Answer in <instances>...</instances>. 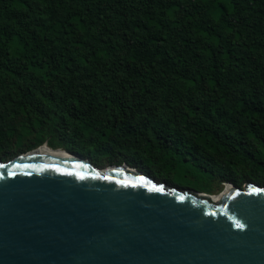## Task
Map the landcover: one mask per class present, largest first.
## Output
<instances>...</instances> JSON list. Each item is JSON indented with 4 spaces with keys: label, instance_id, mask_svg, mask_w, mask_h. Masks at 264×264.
I'll return each mask as SVG.
<instances>
[{
    "label": "trees",
    "instance_id": "1",
    "mask_svg": "<svg viewBox=\"0 0 264 264\" xmlns=\"http://www.w3.org/2000/svg\"><path fill=\"white\" fill-rule=\"evenodd\" d=\"M45 142L264 187V0H0V161Z\"/></svg>",
    "mask_w": 264,
    "mask_h": 264
},
{
    "label": "water",
    "instance_id": "2",
    "mask_svg": "<svg viewBox=\"0 0 264 264\" xmlns=\"http://www.w3.org/2000/svg\"><path fill=\"white\" fill-rule=\"evenodd\" d=\"M34 151L0 161V264H264V187L226 183L213 201Z\"/></svg>",
    "mask_w": 264,
    "mask_h": 264
},
{
    "label": "rangeland",
    "instance_id": "3",
    "mask_svg": "<svg viewBox=\"0 0 264 264\" xmlns=\"http://www.w3.org/2000/svg\"><path fill=\"white\" fill-rule=\"evenodd\" d=\"M51 149V148H50ZM54 150V149H52ZM56 150H60V149H56ZM65 151V150H63ZM123 165V164H122ZM176 188H179V189H187V190H194V191H197L199 192V189L198 188H195L196 185L194 182H188L186 181L185 179H176V180H171L170 183H168ZM224 190V185H222L221 187L219 188H216L211 194V196H218L220 195V193Z\"/></svg>",
    "mask_w": 264,
    "mask_h": 264
},
{
    "label": "bare ground",
    "instance_id": "4",
    "mask_svg": "<svg viewBox=\"0 0 264 264\" xmlns=\"http://www.w3.org/2000/svg\"><path fill=\"white\" fill-rule=\"evenodd\" d=\"M34 154L38 155H47V156H53V155H66V152L61 151V150H52L48 148V146H42L34 151ZM211 200L217 201L219 200V195L218 196H211Z\"/></svg>",
    "mask_w": 264,
    "mask_h": 264
},
{
    "label": "snow or ice",
    "instance_id": "5",
    "mask_svg": "<svg viewBox=\"0 0 264 264\" xmlns=\"http://www.w3.org/2000/svg\"><path fill=\"white\" fill-rule=\"evenodd\" d=\"M237 227H241V225L238 224Z\"/></svg>",
    "mask_w": 264,
    "mask_h": 264
}]
</instances>
